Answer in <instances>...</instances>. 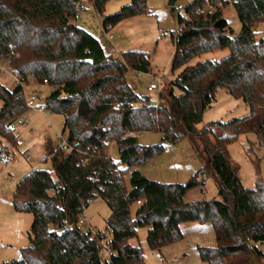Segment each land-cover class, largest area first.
I'll return each mask as SVG.
<instances>
[{
  "label": "trees",
  "instance_id": "trees-1",
  "mask_svg": "<svg viewBox=\"0 0 264 264\" xmlns=\"http://www.w3.org/2000/svg\"><path fill=\"white\" fill-rule=\"evenodd\" d=\"M92 1L103 14L108 0ZM77 2L0 0V60L24 79L47 80L52 91L45 107L64 115L63 133L72 145L54 152L48 143L43 159L50 157L53 169L32 168L17 182L15 209L33 214L30 243L20 259L3 264H145L143 247L131 243L138 228L148 226L149 247L162 251L184 238L186 222L213 225L216 245L197 246L209 264H251L253 256L264 257V182L246 187L229 151L242 134L253 132L264 141V36L257 40L254 31L264 22V0L233 4L241 21L237 34L224 15L229 0H210L212 7L205 0L186 5L189 17L179 14L180 29L171 34L172 71H181L165 92L163 86L158 103L128 81L129 71L151 70L147 52L116 56L106 50L76 24ZM147 12V0H130L106 15L103 26L108 30ZM225 48L230 53L222 59L191 64L203 53ZM221 88L242 99L249 112L199 128ZM20 90L0 80V160L18 147L15 123L30 107ZM145 131L161 132L169 143L190 138L202 166L185 183L148 178L137 166L165 147L141 144L138 135ZM112 145L118 146L122 167L111 155ZM209 177L220 198L187 199L189 191L205 190ZM97 198L106 201L110 215L93 235L78 220Z\"/></svg>",
  "mask_w": 264,
  "mask_h": 264
},
{
  "label": "rangeland",
  "instance_id": "rangeland-1",
  "mask_svg": "<svg viewBox=\"0 0 264 264\" xmlns=\"http://www.w3.org/2000/svg\"><path fill=\"white\" fill-rule=\"evenodd\" d=\"M169 1L147 0V13L125 19L106 30L103 26L104 17L118 12L130 0H108L103 14L96 10L92 0H81L82 8H80L79 17L75 22L97 37L102 44L106 40V33L113 35V42L119 50L115 54L116 56H120L122 52L128 50H143L151 53L150 69L155 73H165L164 85H166L163 90L165 92L170 81L181 71V69L172 71L175 43L171 34L178 32L180 22L178 11L173 10ZM192 1L194 0H176V5L183 4L186 6ZM224 15L235 34L239 33L241 21L235 7L228 5L224 9ZM254 31L257 40L263 37L264 22L256 24ZM104 48L108 50L107 45H104ZM229 53L228 48L206 52L195 57L191 64L206 59L219 60ZM0 80L11 89L14 88L13 81L9 77L0 75ZM128 81L138 93L149 95L153 100L158 99L159 91L148 90L151 81L148 72L140 74L136 71H129ZM51 91L52 86L39 83L37 80L31 81L26 87L27 98L33 92L38 95L36 104L22 114V116H26L28 123H23L21 118L15 123L16 133L19 134V145L12 148L15 159L13 161L0 160V264L13 259H20L21 249L30 243L28 231L33 222V214L15 209L14 191L17 182L32 168L53 169L52 159L49 157L44 160L43 158L47 153L48 143L53 146L60 144L58 136L63 133L65 117L63 114L51 112L45 107L46 98ZM177 93H180L179 89H177ZM2 105L3 102L0 101V108ZM248 112L249 107L242 99L233 97L221 88L216 94V100L205 111L203 121L198 126L202 128L212 120L227 121ZM40 134L44 136L47 134L48 138H40ZM138 140L143 145L163 144L165 147L161 154L137 166V169L150 179L164 183H185L202 166V159L192 148L190 138L169 143L164 140L163 133L145 131L138 135ZM112 146L110 148L111 155L122 167L118 146ZM229 151L246 187H255L258 180L264 182V141L262 139L253 132L242 134L229 145ZM28 154L31 156V161L26 159ZM126 179L128 181L129 176ZM215 198L219 199L220 195L217 184L212 177L206 180L205 190L196 188L187 194L189 200ZM86 214L90 222L97 225L98 228L104 229L106 219L110 215V208L103 198H97L87 206ZM147 234L148 226L139 227L137 237L131 240L132 244L143 247L145 264H209L206 261H200V259L199 263L198 257H195L197 254L191 251H189L188 257L179 255V253L170 256L166 254L167 259L164 260L157 251L149 247ZM197 235L199 234L190 235L192 236L191 240L197 239ZM190 241H187L188 246ZM262 248L264 249V244ZM251 264H264V257L253 256Z\"/></svg>",
  "mask_w": 264,
  "mask_h": 264
},
{
  "label": "built area",
  "instance_id": "built-area-1",
  "mask_svg": "<svg viewBox=\"0 0 264 264\" xmlns=\"http://www.w3.org/2000/svg\"><path fill=\"white\" fill-rule=\"evenodd\" d=\"M237 0H229V5H233ZM206 2V6L208 7H212V3L210 2V0H205ZM220 5H222V2H219ZM76 7H77V13H76V17H79V10L82 7L80 2L76 3ZM174 10L178 11V14L183 15L185 18L189 17V14L186 10V6H184L183 4H178L174 5ZM199 11L201 10L200 8L198 9ZM114 36L113 35H108L106 33V40L103 42L104 45H107L108 51L111 53H118V49L115 46L114 42ZM146 57L151 59L152 54L151 53H146ZM140 74L143 72H139ZM149 75L151 77V81L148 85V90L149 91H159V93L162 91V88L164 86V78H165V73L164 72H158L155 73L152 70H150ZM0 75L4 76V77H9L14 84V87H21L20 90V94H23L26 97V87L30 84L31 81H35L36 78L34 76H28L27 79H24L23 75L17 71L16 69H14V67L6 60H0ZM45 83H47V80H45ZM38 95L33 92L32 95L27 98V102L28 105L30 107H34L35 106V102L37 99ZM155 103L159 102V98L157 100L154 101ZM21 121L23 123H27V118L25 115H23L21 117ZM43 134H40V137H42ZM59 140H60V144L55 146L54 148V152H57L58 148L61 147L63 150H72V145L68 142L67 136L64 133H61L58 136ZM15 159V155H10L8 157V161H13ZM26 159L28 161H31V156L28 154L26 156ZM68 226H72L73 224L71 222L66 221ZM78 224L85 230H90L93 235H95L98 232V228L94 227L91 222L89 221L86 212L83 211L79 217L78 220ZM108 254L111 255L112 251H108Z\"/></svg>",
  "mask_w": 264,
  "mask_h": 264
},
{
  "label": "crops",
  "instance_id": "crops-1",
  "mask_svg": "<svg viewBox=\"0 0 264 264\" xmlns=\"http://www.w3.org/2000/svg\"><path fill=\"white\" fill-rule=\"evenodd\" d=\"M118 52H119V50H118ZM40 138H48V136L46 134L45 136L43 135ZM85 212H86V210H85ZM91 224L93 226H95L96 228H98L97 225H94L92 222H91ZM98 229H101V228H98ZM182 230L184 232V238L181 241L170 244L169 246L165 247L162 251H157L162 259L166 260L167 256L174 255L176 253H179V255L188 257L189 251H191L192 253L197 254V256H195V257L196 258L198 257L197 259L199 262V259H200V261H202V259L199 255L198 251H197V246L198 245H204L207 243L214 246L217 243L215 230H214V227L211 223L186 222V223L182 224ZM193 233H195V234L198 233L199 235H197L198 236L197 239L191 240L192 236H190V235H192ZM189 236H190V238H189ZM187 241H190L189 246H188ZM191 243H193V245H191ZM211 245H208V246H211ZM166 254H168V255L166 256Z\"/></svg>",
  "mask_w": 264,
  "mask_h": 264
},
{
  "label": "water",
  "instance_id": "water-1",
  "mask_svg": "<svg viewBox=\"0 0 264 264\" xmlns=\"http://www.w3.org/2000/svg\"><path fill=\"white\" fill-rule=\"evenodd\" d=\"M175 2H176V0H170V1H169V4H170L171 6H173V10H174Z\"/></svg>",
  "mask_w": 264,
  "mask_h": 264
}]
</instances>
